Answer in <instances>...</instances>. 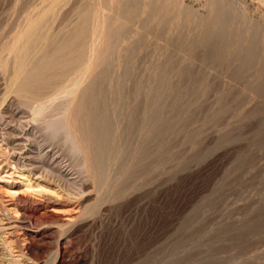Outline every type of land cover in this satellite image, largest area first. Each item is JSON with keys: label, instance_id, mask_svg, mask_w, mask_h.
Segmentation results:
<instances>
[{"label": "rangeland", "instance_id": "1", "mask_svg": "<svg viewBox=\"0 0 264 264\" xmlns=\"http://www.w3.org/2000/svg\"><path fill=\"white\" fill-rule=\"evenodd\" d=\"M43 18L48 24L44 33L54 36V42L66 38L76 25H87L94 35L85 64L92 72L87 68L76 82L47 90V104L36 111L9 86L20 40ZM249 42L255 46L250 48ZM247 49L254 56L259 53V60ZM263 63L264 0H0V116H15L4 118L0 129L18 137L31 132L44 145L40 154L51 153L42 161L57 158L60 174L50 175L58 182L53 195L72 194L73 206L83 204L68 213L60 202L51 199L48 204L61 211L57 215L74 219L58 245L61 264H264ZM106 67L109 72L102 75ZM116 83L121 86L111 87ZM117 88L118 97L109 93ZM140 90H160V119L143 157L135 160L145 105L144 96H137ZM86 92L98 97L95 103L84 99L89 115L98 108L111 114L116 103L135 112L119 118L115 135L130 173L119 178L120 165L114 163L101 197L84 166L83 152L73 149L69 135L68 119ZM25 182L20 180L14 191L45 201L44 194L25 191ZM55 242L29 241L25 256L36 264H53Z\"/></svg>", "mask_w": 264, "mask_h": 264}, {"label": "bare ground", "instance_id": "2", "mask_svg": "<svg viewBox=\"0 0 264 264\" xmlns=\"http://www.w3.org/2000/svg\"><path fill=\"white\" fill-rule=\"evenodd\" d=\"M53 1H55V0H53ZM95 4H97V3H95ZM42 5H44V3H42ZM56 6H58V5H56ZM52 7H53V5H52ZM88 12H89V10H88ZM219 13H220V10H219ZM219 13H217V15ZM226 14H224V16ZM41 15H43V14H41ZM217 15H216V17H217ZM220 17H221V15H220ZM217 18H219V17H217ZM52 19H53V17H52ZM224 19H225V17H224ZM226 20H227V18H226ZM46 21L47 20H44V18L40 22L38 20V22L40 24L38 23L36 25H33L30 28L29 31H27L25 29L27 32L23 34L21 40L19 39L21 42L18 40L20 42V50H19V54L17 56V60H16V64H15V70H14V72H13V70L11 71L13 73V77L10 80V86H9L11 92L15 93L20 98V100L23 103H25L27 105H31L32 108H34V110H36V111L37 110H40L43 107V105L47 104V103H45V104L43 103L44 102L43 101V98H45V95L47 93L46 92L47 90H52L58 84L63 83V82L64 83L65 82H70L72 84L73 82H76L77 81L76 79L78 78V76L80 74H82V72H84V71L87 70L88 67L85 64V61H87L88 59H90V58H88L86 60V58L88 56L87 53H88L89 48H90V47L88 48V46H89L88 42L90 41V39H93L92 36L94 35V34L92 35L88 31L89 29H87V25L83 24L82 26H80V24L78 23L79 26L76 25L75 30L74 31L72 30L73 32L71 34L67 35L66 38L62 39L61 41L54 42L55 41L53 39L54 36L53 37L51 36L52 37V39H51L46 33H44V29L47 28L46 25H48V24H46V25L44 24V23H47ZM216 21H217V19H216ZM84 23H86V22H84ZM227 23H228V21H227ZM222 25L224 26L225 24H222ZM30 26H31V23H30ZM52 26H54V25H52ZM223 26L222 27L220 26V28H223ZM21 31H23V30H21ZM92 31H93V29H92ZM54 33H56V31ZM53 35H55V34H53ZM100 35H101V33H100ZM254 37H256V36H254ZM111 40H113V39H111ZM252 40H253V38H252ZM253 41H255V40H253ZM259 41H260V44H261V40H259ZM107 43H108V41H107ZM117 43H118V41H117ZM249 43H251V42H249ZM252 43L254 44V42H252ZM252 43H251L250 48L252 46H255V45H252ZM13 45H11V46H13ZM104 45H106V44H104ZM108 45H109V43H108ZM49 47H52V51L50 53L47 52V48H49ZM246 47H248V46H246ZM10 48H12V47H10ZM115 48L116 47H114V49ZM13 49H16V48H13ZM244 49H246V48H244ZM252 49H250V50H252ZM91 50H93V48ZM247 50H248V53L250 54V52H251V55H252V53H253L252 51L253 50L252 51H250L249 49H247ZM258 50H259V48H257V51ZM91 52H93V51H91ZM242 52L243 53L244 52L247 53L244 50ZM11 53H12V50H11ZM237 53H239V52H237ZM256 53H255V56L252 55L255 58L259 54L258 53L257 56H256ZM249 54H246L247 57H249L248 56ZM244 57H245V55H244ZM247 57H246V59H249ZM118 59L119 58H117V60ZM238 59H239V57H238ZM256 59H258V58H256ZM112 60H113V58H112ZM252 61H248V62H252ZM257 61H256V63H253V64L257 65ZM5 62H7V61H5ZM92 62H93V60H92ZM254 62H255V60H254ZM90 63H91V61H90ZM87 64H88V61H87ZM113 64H115V63L113 62ZM118 65L120 67H122V68H126V65L127 64H122V65L121 64H118ZM118 65H117V67H118ZM255 65H253V66H255ZM262 66L264 67V65H262ZM90 67H92V66H90ZM120 67H118V68H120ZM13 68H14V66H13ZM94 68H95V66L93 67V71H94ZM88 69L90 71V69H92V68H88ZM261 69L262 68H260V70ZM97 70H98V67H97ZM91 72L92 71H90L89 73H91ZM107 72H109V71H108V69L106 67V70L105 69L103 70L102 75L107 74ZM260 72L259 73L262 75V72H264L263 69ZM92 74H94V72ZM125 74H129V72L126 71V72H124V75ZM9 75L11 76V74H9ZM65 84H64V86H62L63 88L65 87ZM74 85H75V83H74ZM90 85L92 86V84H90ZM118 85H119V83H116L113 86L111 85V87H120L121 86V85L120 86H118ZM78 86H79V83H78ZM108 86H109V84H108ZM61 88H59V89H61ZM159 89H161V88H159ZM159 91L160 90H158V91H148V90H144V92H142L140 90L137 93V96H144L145 105H144L142 114H140L141 117H140V120L138 122L139 123L138 124V138H139V141L138 142H139V144H137L138 145L137 148L135 147L136 148L135 153L134 154L132 153L134 155V157H135L134 158L135 160H136V158L137 159H141L143 157L145 143L148 142L147 141L148 139L153 138V136L157 132V129H158L157 128V123H158V121L160 119L159 108H157L158 105L160 104V93L161 92L159 93ZM65 92H66V90H65ZM119 92H120L119 88H117L116 91H111V92L109 91L110 94L116 93L115 95H117V97L120 95ZM98 93H99V91H98ZM53 95H52V97H53ZM65 97H67V95ZM85 98L87 99V102L89 101L90 103H95L96 98H98V97H96V95L93 92H89V93L86 92V94L81 97L79 103H77L78 104L77 105L78 107L76 106V109H78V110L76 112L72 113V114H74L73 115L74 117L71 119L70 116H69V118L71 120L68 119L70 121V123H69L70 124L69 125V127H70L69 128V130H70L69 135L71 136L72 141H73V149L76 150V151L83 152V155H84V162H83L84 163V166H86L88 172L91 173L92 178L94 180L93 186L95 185L94 187H96L98 189V196L101 197V195H100L99 192H101L105 188V186L107 187V180H109L108 179V177L110 175L109 171L111 169L110 167H114L113 166L114 163H115V165L116 164L117 165H120V168L118 167L119 168V174H120L119 178L121 176H123V177L124 176H128L129 173H130L129 167H127V165H125V163L122 162V160H123V151H121V146L122 145L121 146L118 145V143L116 142L115 135H116V132H117L116 126H117V123L119 121V118H121L122 116L124 117L125 114L130 115L132 113V111H133V108L127 109V108H124L123 106H121L120 105L121 103L120 104L119 103H116L115 106H112L113 108L111 110V114H109L110 112L108 113L107 110H103L102 108H98V109H95V111H94V113L92 115H89L90 107H89V105H87L86 103H84V99ZM99 101L101 102L103 100L100 99ZM108 101H110V100H108ZM110 104H112V103H110ZM70 107H71V104H70ZM172 107H174V106H172ZM134 113H132V114H134ZM5 115H7V113H5ZM14 117L15 116H13L12 114L11 115H8L6 117H4V116L1 117L0 116V123H1V121L4 118L9 119V120L10 119L13 120ZM34 118H36V117H34ZM122 119L123 118H121V120ZM32 120H33V117H32ZM127 120H129V119L127 118ZM137 120H138V118H137ZM4 121H6V120H4ZM131 122H129V123H131ZM5 125H7V124H5ZM127 126H129V125H127ZM50 127H55V125L53 124ZM66 127H67V125H66ZM4 128H5V126H4ZM59 128H60V126H59ZM114 129H115V132H114ZM117 129H120V128L118 127ZM133 130H135V129L133 128ZM2 131L3 130L0 129V135H1V137H0V144L3 146V148H2V146H0V153L3 154V155L0 156V264H36V263H33L34 261H32L31 259H28L26 257L27 256L25 254L26 251L24 252V250H26L25 249L26 248L25 246L27 244H29V241L39 242V243H42L43 244V243L46 242V240H54V239L56 240L55 244H56V247H57L56 251H57L58 254H56L57 256H56V259L54 260L53 264H61V261H62L61 259L62 258L59 255L60 254L59 253V249L60 248L58 247V245L60 243V240H61V238L63 236V232L65 231V229H67V227H69V226L74 225V219L72 217L64 218L61 215H57L56 213L61 212V211H57V210H55L53 208H50L48 206V204L52 201L51 199H53L54 201H56V203L57 202H60V203L63 204L64 210L63 209L62 210L64 212H67V213L68 212H71V211H74L76 209L78 211L80 208H82V205L83 204L81 203V201L80 202L78 201L79 203H76L77 201L76 202L74 201L76 204H75V206H73L72 205V203H73L72 200H74L75 195L73 196L72 194L61 193V194H59L57 196H54L53 195L55 191H53L52 188L53 187H56L57 186L56 184L58 183V182L57 183H54L55 181H53V180H54L55 176L57 177V175L60 174L55 169L56 165H58L57 158L56 157L55 158L52 157V159L49 162H47V163L43 162L42 161V158L43 157H47L48 158V156H50L51 153H50L49 150H45L44 151V155H41L40 154L41 150L44 148V145H39V143L36 141V139L34 138V136L32 135L31 132L24 131L21 134V136L18 137L17 135L16 136L15 135L12 136L11 133L2 132ZM122 132H124V131H122ZM159 132L157 134H159ZM13 134H14V132H13ZM17 134H18V132H17ZM119 137H120V135H119ZM25 142H28L29 143L28 144L29 147L27 145H25L26 144ZM35 146H36V148H35ZM71 147H72V145H71ZM35 149H36V151H34ZM130 154H131V152H130ZM128 155H129V153H128ZM113 156L121 158V161L114 162L115 160L113 159ZM116 160H118V159H116ZM124 160H126V159L124 158ZM130 163L133 164V162H131V160H130ZM113 170H111V171L113 172ZM53 171L58 172V174H54L55 176H53V174H51V173H54ZM115 173L116 172H114V174ZM50 175H52L54 177V178L52 177L53 180H52V178H51ZM126 178H128V177H126ZM22 179L23 180L24 179L26 180V182H25L26 183L25 184V191L26 190L27 191H32V192L37 191V193H42V194H44V197H46L45 201L35 200L34 198H31L30 196H24L23 194L22 195L21 194H17L14 191V189L16 188L17 184H20V180H22ZM121 179H125V177L124 178H121ZM32 180H33V183L31 184ZM65 180H67V179H65ZM110 180L113 181L112 179H110ZM118 180H120V179H118ZM60 181H62V179ZM115 183L113 184L114 186H115ZM119 183H121V182H119ZM123 183H124V181H123ZM119 185H121V184H119ZM111 186H112V184H111ZM114 186H112V187H114ZM118 186H116V188ZM106 192H108V191H106ZM106 192H105V194H106ZM111 198H112V196H111ZM97 202H96V204H97ZM99 202H100V200H99ZM98 206H100V205H98ZM56 251H54V252H56Z\"/></svg>", "mask_w": 264, "mask_h": 264}]
</instances>
